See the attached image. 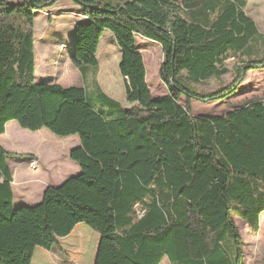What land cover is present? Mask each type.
I'll use <instances>...</instances> for the list:
<instances>
[{
    "label": "trees",
    "instance_id": "1",
    "mask_svg": "<svg viewBox=\"0 0 264 264\" xmlns=\"http://www.w3.org/2000/svg\"><path fill=\"white\" fill-rule=\"evenodd\" d=\"M60 1L83 17L74 28L76 67L94 66L104 32L114 36L132 107L99 91L35 83L34 19ZM245 6V0H0V135L14 121L23 130L79 140L68 154L79 174L46 187L39 203L16 208L7 158L29 155L0 146V264H31L36 248L50 252L78 224L99 236L93 264L164 258L243 264L233 215L254 225L264 210V105L191 117L188 105L177 102L233 94L235 85L208 93L192 87L226 75L230 52L247 55L238 80L264 67L256 46L264 36ZM137 37L161 46L166 96L151 97L145 86Z\"/></svg>",
    "mask_w": 264,
    "mask_h": 264
},
{
    "label": "rangeland",
    "instance_id": "2",
    "mask_svg": "<svg viewBox=\"0 0 264 264\" xmlns=\"http://www.w3.org/2000/svg\"><path fill=\"white\" fill-rule=\"evenodd\" d=\"M121 2L122 0H101ZM245 15L254 23L258 33L264 36V0H245ZM80 9L69 1H60L52 8L36 15L34 19L35 83L58 84L64 88H82L88 95L98 91L116 102L123 109L133 106L127 100L125 82L119 71L122 53L114 36L104 32L95 54L94 66L76 67L72 62L73 28L83 20ZM259 47V59L264 60V43ZM136 48L144 70V83L151 97L168 94L160 80L163 63L161 46L139 37ZM245 53H229L223 62L228 71L221 79H210L192 85L200 93H208L228 85L236 91L222 101L187 102L184 96L178 105H188L191 117H222L229 112L253 103L264 105V67L241 74L236 69L246 61ZM238 80V81H237ZM0 146L9 153L29 155L28 158H7L12 176L13 206H33L40 202L41 192L48 186H58L79 174V168L68 159L70 150L79 146L77 136L65 138L46 130L30 132L21 129L16 122H9L0 135ZM234 224L241 237L243 264L264 263V210L256 224H248L233 215ZM88 233V234H87ZM99 236L84 224H78L67 237L58 240V247L50 252L36 248L31 264H93ZM160 264H170L166 258Z\"/></svg>",
    "mask_w": 264,
    "mask_h": 264
},
{
    "label": "crops",
    "instance_id": "3",
    "mask_svg": "<svg viewBox=\"0 0 264 264\" xmlns=\"http://www.w3.org/2000/svg\"><path fill=\"white\" fill-rule=\"evenodd\" d=\"M75 28V27H74ZM74 28H73V34H74ZM46 188H44L43 190H42V192H41V196H40V200H41V198H42V195H43V192H44V190H45ZM264 264V263H263Z\"/></svg>",
    "mask_w": 264,
    "mask_h": 264
}]
</instances>
